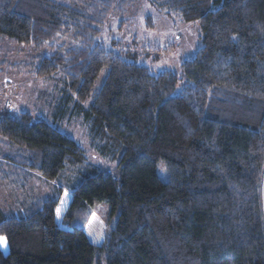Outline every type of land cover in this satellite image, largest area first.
I'll list each match as a JSON object with an SVG mask.
<instances>
[{
    "label": "trees",
    "instance_id": "trees-1",
    "mask_svg": "<svg viewBox=\"0 0 264 264\" xmlns=\"http://www.w3.org/2000/svg\"><path fill=\"white\" fill-rule=\"evenodd\" d=\"M128 2L0 0V43L47 50L31 75L63 74L58 116L71 103L117 163L106 173L47 122L0 114V182L19 168L46 182L72 175L19 212L0 208V264H264V0H151L199 23L201 41L179 72L155 75L99 42ZM101 203L110 232L96 244L79 222Z\"/></svg>",
    "mask_w": 264,
    "mask_h": 264
},
{
    "label": "rangeland",
    "instance_id": "rangeland-1",
    "mask_svg": "<svg viewBox=\"0 0 264 264\" xmlns=\"http://www.w3.org/2000/svg\"><path fill=\"white\" fill-rule=\"evenodd\" d=\"M150 2L129 0L122 13L110 16L102 28L99 42L103 48L115 53L130 50L132 55H136L137 62L154 75L164 70L179 72L181 64L193 59L201 47L199 23H186ZM147 16H150L151 23L145 21ZM60 43L66 48L74 46L72 40L66 37ZM45 51L34 47H12L5 41L0 43V62H6L0 67V114L7 111L9 115L27 112L33 119L47 122L72 138L83 149L90 164L115 176L117 163L109 162L99 155L81 119L70 116L71 103L64 116H58L56 107L58 100L63 97V74L43 79L31 75L37 66L35 59L48 56ZM104 78L105 74H102L96 89L101 86ZM6 152L9 150L0 147V153ZM17 170L20 168L11 171L17 173L10 176L9 181L0 182V208L7 214L19 212L21 205L28 200L31 202L46 196L55 186L67 188V178L72 177L66 172L60 181L46 182L37 173L27 169ZM158 175L166 181L163 164L158 165ZM86 215L81 218L79 225L91 242L102 244L110 232L109 207L105 203L97 204L88 208Z\"/></svg>",
    "mask_w": 264,
    "mask_h": 264
},
{
    "label": "snow or ice",
    "instance_id": "snow-or-ice-1",
    "mask_svg": "<svg viewBox=\"0 0 264 264\" xmlns=\"http://www.w3.org/2000/svg\"><path fill=\"white\" fill-rule=\"evenodd\" d=\"M6 244V240L3 237H0V245Z\"/></svg>",
    "mask_w": 264,
    "mask_h": 264
}]
</instances>
